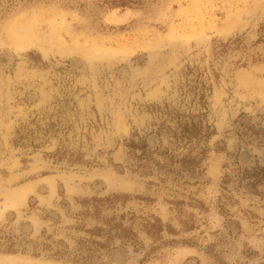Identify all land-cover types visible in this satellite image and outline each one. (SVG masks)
I'll return each mask as SVG.
<instances>
[{
	"label": "rangeland",
	"instance_id": "obj_1",
	"mask_svg": "<svg viewBox=\"0 0 264 264\" xmlns=\"http://www.w3.org/2000/svg\"><path fill=\"white\" fill-rule=\"evenodd\" d=\"M0 264H264V0H0Z\"/></svg>",
	"mask_w": 264,
	"mask_h": 264
},
{
	"label": "flooded vegetation",
	"instance_id": "obj_2",
	"mask_svg": "<svg viewBox=\"0 0 264 264\" xmlns=\"http://www.w3.org/2000/svg\"><path fill=\"white\" fill-rule=\"evenodd\" d=\"M246 151H247V149H246V150H243V159H244L243 162H245V163L250 162L249 159L252 157V156L249 155V154H244V153H246Z\"/></svg>",
	"mask_w": 264,
	"mask_h": 264
},
{
	"label": "water",
	"instance_id": "obj_3",
	"mask_svg": "<svg viewBox=\"0 0 264 264\" xmlns=\"http://www.w3.org/2000/svg\"><path fill=\"white\" fill-rule=\"evenodd\" d=\"M155 137H156V135L151 136V139L150 140L151 141H154L155 140ZM244 154L253 155V151L247 149L246 153H244ZM241 155L243 156V153Z\"/></svg>",
	"mask_w": 264,
	"mask_h": 264
},
{
	"label": "bare ground",
	"instance_id": "obj_4",
	"mask_svg": "<svg viewBox=\"0 0 264 264\" xmlns=\"http://www.w3.org/2000/svg\"><path fill=\"white\" fill-rule=\"evenodd\" d=\"M50 15V14H49ZM62 23V22H61ZM43 42V41H42Z\"/></svg>",
	"mask_w": 264,
	"mask_h": 264
}]
</instances>
